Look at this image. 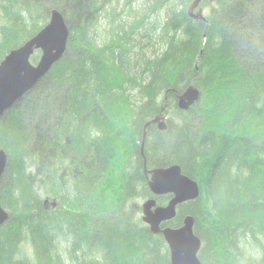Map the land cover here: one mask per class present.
I'll return each instance as SVG.
<instances>
[{"label": "trees", "instance_id": "obj_1", "mask_svg": "<svg viewBox=\"0 0 264 264\" xmlns=\"http://www.w3.org/2000/svg\"><path fill=\"white\" fill-rule=\"evenodd\" d=\"M192 1L149 0L127 30L111 12L96 48L105 0H0V62L53 9L70 32L62 58L0 117V264H170L137 201L172 195H152L144 159L198 184L161 227L192 216L201 264H264V0H201L204 20L190 17ZM192 83L199 100L180 110ZM160 113L166 129L147 127L142 156L143 126Z\"/></svg>", "mask_w": 264, "mask_h": 264}, {"label": "water", "instance_id": "obj_2", "mask_svg": "<svg viewBox=\"0 0 264 264\" xmlns=\"http://www.w3.org/2000/svg\"><path fill=\"white\" fill-rule=\"evenodd\" d=\"M201 0H193L188 13L195 20H204L203 11L198 9ZM69 29L59 10L49 13L48 23L37 34L26 40L21 46L11 50L0 62V117L9 110L23 95L30 91L50 68L62 58L66 50ZM35 50L41 55L36 65L30 63V57ZM199 91L192 84L178 97V108L187 111L199 100ZM162 112V111H161ZM150 124H156L159 130L166 129L163 113L147 122L144 126L140 153L146 138V129ZM144 159V158H143ZM144 159V174L150 192L154 196L172 195L166 206H157L153 198L144 201L142 221L149 227L152 234H161L168 246L170 264H201L198 252L201 247L200 239L195 235L194 218H184L179 228L161 227V224L172 220L176 208L185 202L195 200L199 195L198 184L182 174L178 165L147 169ZM7 157L0 149V179L6 170ZM49 202L45 200V203ZM55 206V200L52 202ZM9 219V213L0 205V226Z\"/></svg>", "mask_w": 264, "mask_h": 264}, {"label": "rangeland", "instance_id": "obj_3", "mask_svg": "<svg viewBox=\"0 0 264 264\" xmlns=\"http://www.w3.org/2000/svg\"><path fill=\"white\" fill-rule=\"evenodd\" d=\"M126 0H105L106 8L104 11L101 12V19L98 22L96 28H94L90 33L89 36L92 38L91 42L94 47H102L104 43L111 37L110 36V27L108 25V18H110V13H115L116 16H114L113 19V25L122 24L124 26V23L126 22V26L124 27V30H127L129 25L134 21H139L144 15H146V9L151 4L149 0H130L128 4H125ZM131 8V10L129 9ZM152 20L146 21L144 25H140L141 28L138 30L139 35L144 33L146 30V27H149ZM204 94L203 96H205ZM19 101V100H18ZM17 101V102H18ZM16 102V103H17ZM168 103V102H167ZM166 103V105H167ZM164 115V114H163ZM151 121V120H149ZM147 121V122H149ZM146 122V123H147ZM145 123V124H146ZM145 126V125H144ZM144 126H143V132H144ZM118 153V155H120ZM119 157V156H116ZM114 164H117L114 162ZM105 182V181H104ZM104 194H107L106 192ZM209 197V193L207 194ZM142 201L138 200L137 203L139 204ZM141 213V208L140 212ZM66 247V243L64 241L60 242V251L64 254V250ZM25 251L27 253L30 252L29 247H24Z\"/></svg>", "mask_w": 264, "mask_h": 264}, {"label": "flooded vegetation", "instance_id": "obj_4", "mask_svg": "<svg viewBox=\"0 0 264 264\" xmlns=\"http://www.w3.org/2000/svg\"><path fill=\"white\" fill-rule=\"evenodd\" d=\"M161 196V195H160ZM154 199V198H153ZM45 200H48L49 202H47V203H45ZM53 200H55V206L53 207L52 206V202H53ZM43 203H44V205L46 206V207H52V208H55L56 206H57V201H56V199H52V200H49V199H44L43 200ZM168 204V203H167ZM166 204V205H167ZM142 205V204H141ZM165 205V206H166ZM141 214H142V207H141ZM183 223V222H182ZM163 224V223H162ZM182 226V225H181Z\"/></svg>", "mask_w": 264, "mask_h": 264}, {"label": "bare ground", "instance_id": "obj_5", "mask_svg": "<svg viewBox=\"0 0 264 264\" xmlns=\"http://www.w3.org/2000/svg\"><path fill=\"white\" fill-rule=\"evenodd\" d=\"M165 106H167V105H165Z\"/></svg>", "mask_w": 264, "mask_h": 264}]
</instances>
